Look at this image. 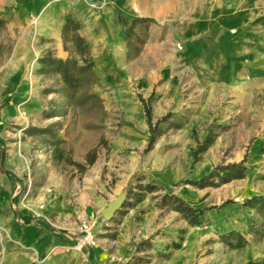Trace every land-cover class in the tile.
<instances>
[{"label": "rangeland", "instance_id": "obj_1", "mask_svg": "<svg viewBox=\"0 0 264 264\" xmlns=\"http://www.w3.org/2000/svg\"><path fill=\"white\" fill-rule=\"evenodd\" d=\"M247 2L255 48L242 65H252L206 72L187 69L185 24L213 17L235 37L240 0H0V164L10 160L19 197L65 232L54 190L67 187L83 212L86 158L94 151L101 162L100 185L84 198L90 213L77 216L66 249L82 257L45 264H264V215L247 204L264 198V0ZM68 15L87 56L73 32L64 44ZM156 51H174L176 68L138 74ZM48 59L75 60L76 86ZM121 191L124 204L106 220L102 209ZM180 203L203 211L196 224Z\"/></svg>", "mask_w": 264, "mask_h": 264}, {"label": "crops", "instance_id": "obj_2", "mask_svg": "<svg viewBox=\"0 0 264 264\" xmlns=\"http://www.w3.org/2000/svg\"><path fill=\"white\" fill-rule=\"evenodd\" d=\"M240 3L239 5L245 6V9H242L241 14L236 15L233 20L235 24H241L236 27L235 37L228 31L226 23L219 24L213 17H210L209 21L205 23L201 20H194L185 24L187 28H185L184 34L187 41L191 42L185 57L193 59L191 66L187 69L194 68L196 70L200 68L202 71L209 72L215 67L252 65H242V57L253 53L255 42L252 36L245 32L252 24L250 23L252 18H250L247 9L248 2L247 0H240ZM167 8L169 13L174 10L170 3ZM197 43L201 45L199 52L193 48L196 47ZM224 45L229 47L223 49ZM146 56H149V53ZM150 56L157 61L151 65L150 70L143 69L138 74L148 72L151 76H155L162 70L171 71L176 68L177 58L174 51L168 53L156 51L152 52ZM160 59L162 60L160 61ZM250 59L252 60V58ZM9 164L10 160L0 164V264H45L46 258H48L47 261L50 259L54 262L58 257H64L67 261L74 260L76 256L77 258L82 257L83 253L69 252L66 249L73 246L78 237L77 216L81 215L82 217L83 214L90 213L88 198H84L85 196L89 197V193L98 189L97 186L100 185L99 169L101 162L95 160L92 163L93 167L88 172L85 181L86 195L84 194L76 200L77 205L85 209L83 212L73 208L75 202L72 200L71 191L67 187L54 190L53 200L55 207H59L58 211H60L56 218L66 229L65 232L58 233L53 232L50 227L37 219L27 208V205H31L30 202L25 203L23 196L19 197L20 181L14 180L9 173L11 170ZM80 212L82 214H79ZM25 246H32L33 251L25 250Z\"/></svg>", "mask_w": 264, "mask_h": 264}, {"label": "trees", "instance_id": "obj_3", "mask_svg": "<svg viewBox=\"0 0 264 264\" xmlns=\"http://www.w3.org/2000/svg\"><path fill=\"white\" fill-rule=\"evenodd\" d=\"M139 20V19H138ZM144 21H150V20H144ZM138 21L133 20L131 23V26H133L135 23H137ZM63 41L64 44L67 41V37L69 36L70 32L74 33V42L77 45V50L79 51V53L81 55H89L90 54V46L88 45V43L84 40L83 37H81V35L79 34V32L81 31V25L80 23L75 20L72 16L68 15L67 18L65 19V23L63 25ZM87 60L86 57L84 59V61ZM45 62V60H43ZM46 62H48V64L51 66L54 65L55 69L61 74L62 79L64 80V82L66 83L67 86L71 87V86H76L77 82H79V78L78 75H73L72 73V69L73 68H79V70L81 69L80 67H78V64L75 62V60H61V59H48L46 60ZM44 70V69H43ZM145 112H146V116L148 119V124L150 127V130L152 128V118H151V112L150 109L147 107L145 108ZM152 131V130H151ZM156 138L154 136L150 137L148 145H147V149H150L151 146L153 145V143L155 142ZM205 149V148H204ZM96 159V154L95 152H90V154L87 156L86 158V163L87 165L92 164ZM77 166H79L82 170L85 169L84 165L78 164ZM211 177H207L205 179H202L201 182H203L201 185H208L206 184L204 181L210 179ZM204 180V181H203ZM183 203V202H182ZM182 203H180V205L177 207V210H180L185 216L186 218L190 221L191 224H196L197 219L199 216H201V214L203 213L202 210H196L193 211L192 209L184 206ZM247 204L252 207L257 209L259 212H261L264 215V198L262 197H254L250 200L247 201ZM235 235V232H231V235ZM229 235V236H231ZM235 236L238 237V235L236 234Z\"/></svg>", "mask_w": 264, "mask_h": 264}, {"label": "water", "instance_id": "obj_4", "mask_svg": "<svg viewBox=\"0 0 264 264\" xmlns=\"http://www.w3.org/2000/svg\"><path fill=\"white\" fill-rule=\"evenodd\" d=\"M127 192L121 191L119 192L115 198L111 199V201L107 204V206L102 209L101 215L106 220L112 218L114 213L119 210L125 202Z\"/></svg>", "mask_w": 264, "mask_h": 264}, {"label": "built area", "instance_id": "obj_5", "mask_svg": "<svg viewBox=\"0 0 264 264\" xmlns=\"http://www.w3.org/2000/svg\"><path fill=\"white\" fill-rule=\"evenodd\" d=\"M82 230H83L84 232H88V230H89V225H88L87 222H83V224H82Z\"/></svg>", "mask_w": 264, "mask_h": 264}]
</instances>
